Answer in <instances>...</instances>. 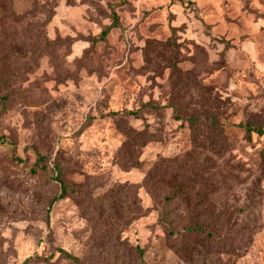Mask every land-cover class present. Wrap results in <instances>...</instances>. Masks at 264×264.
I'll list each match as a JSON object with an SVG mask.
<instances>
[{"label":"rangeland","instance_id":"1","mask_svg":"<svg viewBox=\"0 0 264 264\" xmlns=\"http://www.w3.org/2000/svg\"><path fill=\"white\" fill-rule=\"evenodd\" d=\"M0 97V264H264V0H0Z\"/></svg>","mask_w":264,"mask_h":264},{"label":"trees","instance_id":"2","mask_svg":"<svg viewBox=\"0 0 264 264\" xmlns=\"http://www.w3.org/2000/svg\"><path fill=\"white\" fill-rule=\"evenodd\" d=\"M111 26H112V25H111ZM111 26H109L108 28H106L104 31L101 32V39H102V38H105L106 33H107V30H109ZM3 98H4V97H0V102H2ZM143 108H154V107H153L152 104L148 103V104L144 105ZM139 112H140V109L137 110V111H135V112H128L127 114H128L129 116H137V115L139 114ZM111 114H112V115H118L117 112H112ZM186 121L189 122L191 128L194 129V123L196 122V118L191 117V118H188ZM212 127H213V126L211 125V128H212ZM244 128H245V132H246L248 135H249L250 133H252V132H255L258 136H261V135H262V133H261L259 130H256V131H255V130H254L252 127H250V126H244ZM1 142H2V141H1ZM182 177H183V176H182ZM55 178L58 180V176H56ZM150 179H151V176H150V177H147V178H146V181L148 182V181H150ZM59 186H60V193H59L58 196L54 197V198L51 200V202L49 203V206H51L54 202H56V201H58V200L64 198L65 195H66V193L68 192V189H67L66 186H64V185H62V184H59ZM174 198H175V196H174L173 198L166 197V199H167L168 202H171V200L174 199ZM163 224H165V225L168 227V225L166 224V220H163ZM193 229L196 230V231L201 232V227H199L198 225H195V226L193 227ZM168 234H169V235L172 234V231L169 230V231H168ZM58 252H59L60 254H62L63 257H65L66 259L71 260V261H73V262H75V263L77 262V259H76V258L72 257L71 255H69V254H67V253H64L62 250H59ZM26 262H27V261L25 260V261L23 262V264H26Z\"/></svg>","mask_w":264,"mask_h":264},{"label":"crops","instance_id":"3","mask_svg":"<svg viewBox=\"0 0 264 264\" xmlns=\"http://www.w3.org/2000/svg\"><path fill=\"white\" fill-rule=\"evenodd\" d=\"M249 45V46H248ZM252 45V43L251 42H249L248 44H244L243 46H242V50L244 51V52H247V54H249V55H251V51H250V46Z\"/></svg>","mask_w":264,"mask_h":264}]
</instances>
